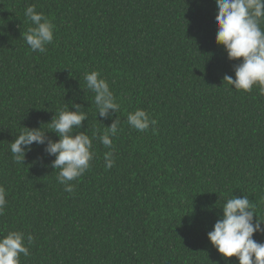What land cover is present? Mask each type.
Instances as JSON below:
<instances>
[{
  "label": "trees",
  "instance_id": "obj_1",
  "mask_svg": "<svg viewBox=\"0 0 264 264\" xmlns=\"http://www.w3.org/2000/svg\"><path fill=\"white\" fill-rule=\"evenodd\" d=\"M29 5L55 25L44 53L24 39ZM215 16V0H0V237H34L21 264H239L207 233L232 196H247L264 220V94L223 79L240 61L216 43ZM94 70L119 113L97 115L84 79ZM74 104L87 113L74 132L93 139L95 156L66 192L43 145L23 163L10 145L24 127L50 130ZM136 109L155 125L130 127ZM118 116L106 148L99 136Z\"/></svg>",
  "mask_w": 264,
  "mask_h": 264
},
{
  "label": "clouds",
  "instance_id": "obj_2",
  "mask_svg": "<svg viewBox=\"0 0 264 264\" xmlns=\"http://www.w3.org/2000/svg\"><path fill=\"white\" fill-rule=\"evenodd\" d=\"M215 41L222 45L227 57L240 61L234 68L235 78L225 75L224 80L235 90L251 92L258 86L264 94V0H215ZM25 17L31 27L24 39L32 51L46 52V45L54 39L55 25L44 15L37 12L35 5H29ZM86 87L94 93V103L99 117H109L110 110L119 113L120 104L110 90L108 82L98 71L85 73ZM75 111L66 108L59 111L48 123L50 130L59 139L53 140L40 128H27L20 132L10 145L11 153L17 163H23L32 146L43 145L49 156H55L51 167L59 169L58 183L64 185L66 192L74 191L71 181L77 180L91 166L95 156L93 139L85 132H74L82 128L87 119L83 106L74 104ZM156 121L143 109H136L127 115V124L137 131L145 132ZM120 117L107 127L99 136L100 143L106 148L112 147V137L119 132ZM106 168L113 167V152L104 154ZM6 191L0 186V215H3ZM264 220L257 217L253 205L247 196H232L222 206V216L207 233L208 240L224 259L236 257L239 264H264V243L254 239V234L264 235ZM34 241L30 233L9 231L0 237V264H21L20 256L30 255L29 247Z\"/></svg>",
  "mask_w": 264,
  "mask_h": 264
}]
</instances>
